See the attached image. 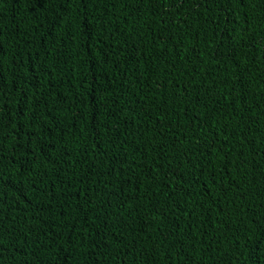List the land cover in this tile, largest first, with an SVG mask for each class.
<instances>
[{
    "label": "trees",
    "instance_id": "1",
    "mask_svg": "<svg viewBox=\"0 0 264 264\" xmlns=\"http://www.w3.org/2000/svg\"><path fill=\"white\" fill-rule=\"evenodd\" d=\"M0 264H264V0H0Z\"/></svg>",
    "mask_w": 264,
    "mask_h": 264
},
{
    "label": "snow or ice",
    "instance_id": "2",
    "mask_svg": "<svg viewBox=\"0 0 264 264\" xmlns=\"http://www.w3.org/2000/svg\"><path fill=\"white\" fill-rule=\"evenodd\" d=\"M37 2L41 7H44L47 4L48 0H37Z\"/></svg>",
    "mask_w": 264,
    "mask_h": 264
},
{
    "label": "bare ground",
    "instance_id": "3",
    "mask_svg": "<svg viewBox=\"0 0 264 264\" xmlns=\"http://www.w3.org/2000/svg\"><path fill=\"white\" fill-rule=\"evenodd\" d=\"M247 235V234H246Z\"/></svg>",
    "mask_w": 264,
    "mask_h": 264
}]
</instances>
